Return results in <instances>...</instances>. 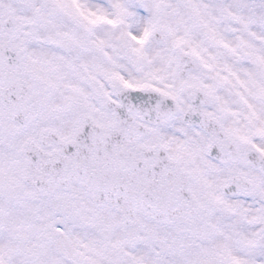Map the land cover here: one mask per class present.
Segmentation results:
<instances>
[{
	"label": "snow or ice",
	"instance_id": "obj_1",
	"mask_svg": "<svg viewBox=\"0 0 264 264\" xmlns=\"http://www.w3.org/2000/svg\"><path fill=\"white\" fill-rule=\"evenodd\" d=\"M0 264H264V0H0Z\"/></svg>",
	"mask_w": 264,
	"mask_h": 264
}]
</instances>
